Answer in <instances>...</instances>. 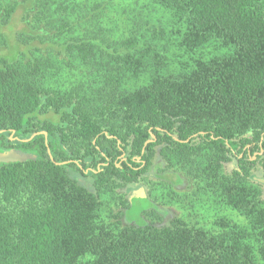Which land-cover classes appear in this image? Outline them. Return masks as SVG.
<instances>
[{
  "label": "trees",
  "instance_id": "16d2710c",
  "mask_svg": "<svg viewBox=\"0 0 264 264\" xmlns=\"http://www.w3.org/2000/svg\"><path fill=\"white\" fill-rule=\"evenodd\" d=\"M107 1L0 0V151L28 155L0 162V264H264V0H157L187 26V49L214 35L235 48L176 76L145 34L99 39L85 27L97 17L110 31ZM60 58L78 82L41 84ZM172 153L200 156L190 179L212 181L249 228L148 221L142 211L158 206L145 177L190 181L165 167ZM109 184L128 193L117 230L100 217L97 189Z\"/></svg>",
  "mask_w": 264,
  "mask_h": 264
},
{
  "label": "rangeland",
  "instance_id": "374dc122",
  "mask_svg": "<svg viewBox=\"0 0 264 264\" xmlns=\"http://www.w3.org/2000/svg\"><path fill=\"white\" fill-rule=\"evenodd\" d=\"M110 16L114 19L112 25H110V31H105L104 26L96 25L95 21L97 17H94L95 21L89 22L88 18L85 22V27L90 31L101 30L99 33V39L102 36L105 38H114V36H129L133 34H145L151 42L158 45L160 48L165 46L164 60H168L167 64L162 68L163 74L180 75L182 71L186 72L193 68L196 64V58H223L228 57L234 53L233 44L227 42L225 39L214 35L210 36L203 43L197 47L187 49L186 46L182 45V37L184 36L187 26L183 21L174 16L169 10L165 9L157 0H108L105 3ZM118 7L119 20L114 13V8ZM28 13V12H25ZM24 13V14H25ZM43 15V13H41ZM28 18L33 24L39 25V23L47 24L45 19L42 18L39 21V17L36 12L28 13ZM90 15L89 17L91 18ZM115 16V17H114ZM49 25V24H48ZM48 29L51 33H55L52 29V25H49ZM6 31L12 35L13 25L6 24ZM3 27L0 25V30ZM94 32V31H93ZM89 33V32H88ZM23 41L27 40L26 36H23ZM4 43L3 37L0 35V46ZM3 49L0 48V57L3 55ZM62 64L54 63V68L51 65V72L48 76L40 83L45 86L63 90L66 86H69L74 78L78 82L79 69H75L76 75L73 76L71 71L65 70L64 60L60 58L58 60ZM72 74V75H71ZM77 146H80L77 143ZM240 152V150H239ZM206 156H214L209 150L202 153ZM166 168L177 169L178 171L185 173L187 178L194 176L195 173H201L203 171L202 166L197 169L198 164L201 163V157L198 156L196 159L188 158L186 155L181 153L178 154H165ZM207 162V161H206ZM227 161V158L220 160V175L228 177L231 174V168ZM144 192L153 201L157 208L148 206L142 211V215L152 223H160L165 221H184L196 223L200 227H205L213 232H226L225 229L229 228L235 223L249 228L248 217L242 215L237 210L231 208L229 200L224 199L219 190L209 185L208 182L203 180L198 183L197 180L193 179L189 183L181 186H171L170 184L161 181L157 178L147 176L143 179ZM257 187L264 189V178H260V183ZM98 200L100 202V217L106 222L112 223L115 230L123 227L120 221L126 223L124 212L128 202V193L122 188H113L110 184L107 186L101 185L97 189ZM264 198V197H263ZM127 199V200H126ZM136 205H142L143 200L137 199ZM140 201V202H139ZM150 207V208H149ZM165 211H168L165 213ZM108 224V223H107ZM73 250H82L81 247H76ZM78 259L81 258V251L76 253Z\"/></svg>",
  "mask_w": 264,
  "mask_h": 264
},
{
  "label": "water",
  "instance_id": "95a60500",
  "mask_svg": "<svg viewBox=\"0 0 264 264\" xmlns=\"http://www.w3.org/2000/svg\"><path fill=\"white\" fill-rule=\"evenodd\" d=\"M43 132L47 139V131ZM150 141V139L148 140ZM147 143V142H146ZM27 154L18 150H8L4 152H0V162L2 161H12V160H24L27 158Z\"/></svg>",
  "mask_w": 264,
  "mask_h": 264
},
{
  "label": "flooded vegetation",
  "instance_id": "af4514ba",
  "mask_svg": "<svg viewBox=\"0 0 264 264\" xmlns=\"http://www.w3.org/2000/svg\"><path fill=\"white\" fill-rule=\"evenodd\" d=\"M0 152H4V150H1Z\"/></svg>",
  "mask_w": 264,
  "mask_h": 264
}]
</instances>
